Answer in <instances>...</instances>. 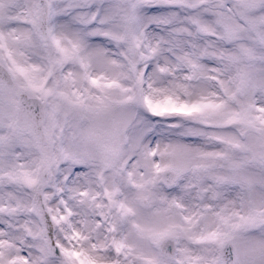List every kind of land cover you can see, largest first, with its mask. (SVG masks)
Returning a JSON list of instances; mask_svg holds the SVG:
<instances>
[{
  "label": "snow or ice",
  "instance_id": "obj_1",
  "mask_svg": "<svg viewBox=\"0 0 264 264\" xmlns=\"http://www.w3.org/2000/svg\"><path fill=\"white\" fill-rule=\"evenodd\" d=\"M0 264H264V0H0Z\"/></svg>",
  "mask_w": 264,
  "mask_h": 264
}]
</instances>
